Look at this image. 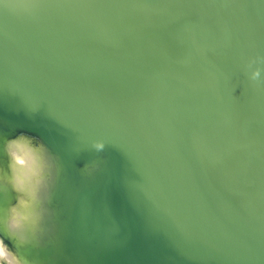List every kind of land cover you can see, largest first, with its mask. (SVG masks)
<instances>
[{"label":"water","instance_id":"95a60500","mask_svg":"<svg viewBox=\"0 0 264 264\" xmlns=\"http://www.w3.org/2000/svg\"><path fill=\"white\" fill-rule=\"evenodd\" d=\"M164 1L184 5L190 2L222 17L229 42L214 54L203 56L200 66L229 65L235 74L243 75L241 78H246L248 69L259 70L260 77L263 75L264 62L260 63L258 55H250L245 13L237 16L230 10L222 12L216 0ZM0 10L2 25L9 22L21 29L27 24V34L36 37L37 43L27 39L31 51L28 58L32 61L37 60L36 55L49 58L54 51L41 38L44 36L57 43L74 44L96 68L94 90H88L91 82L77 88L73 84H80L83 70L91 69L82 62H69L66 69L56 73L54 96L47 84L34 82L19 70L9 71L0 52V121L7 127L39 136L57 155L69 181L74 186H84L85 202L97 214L112 218L114 211H124L116 216L124 231L123 240L117 245L108 240L104 245L108 224L87 228L82 210H71L70 250L57 242L42 250L45 257L56 264H264V234L252 226L250 216L232 217L226 214L221 202L212 205L209 198L218 195L216 188L191 172V159L172 165L173 149L178 145L186 148L188 142H203L207 146L206 150L192 154L197 161L202 162L209 152L220 153L219 141L226 137L223 126L209 122L205 131L200 127L186 128L184 137L179 138L166 131L162 138L166 146L156 144L146 149L120 127L104 125L93 115L95 109L106 116L126 117L142 104L139 92L156 71L142 57L161 38L148 26V18L144 17L138 26L123 7L104 0H0ZM203 27L207 24L203 23ZM153 36L155 40L151 41ZM191 47L193 51L198 49L195 43ZM57 49L61 53L64 48ZM250 58L255 62L248 66ZM63 60L67 62L68 58ZM190 78L176 76L174 82L179 84ZM249 82L253 86L261 84L257 80ZM155 89L162 92L159 83ZM54 102L63 115L61 121L54 114ZM85 108L88 113L82 116ZM262 109L259 99L249 96L231 106L220 120L249 118ZM76 116L81 117V131L77 136H68V122ZM151 139L158 141L156 136ZM98 142L105 144L103 151L93 147ZM98 155L127 158L106 173L94 168L89 174L84 168H76L83 159ZM151 181L158 189L144 193V184ZM256 212L262 214L263 210L257 208Z\"/></svg>","mask_w":264,"mask_h":264},{"label":"bare ground","instance_id":"6f19581e","mask_svg":"<svg viewBox=\"0 0 264 264\" xmlns=\"http://www.w3.org/2000/svg\"><path fill=\"white\" fill-rule=\"evenodd\" d=\"M113 6L123 7L135 18L139 26L146 17L149 27L155 29L161 38L153 42L150 51L145 52L143 59L149 68L156 69L150 83L139 92L142 104L136 112L129 116H106L100 114L94 108V117L104 125L112 128L120 127L126 135H132L139 140L146 149L152 145L166 146L163 135L169 131L175 138L184 137L186 128H198L205 131L206 124L216 123L224 127L226 137L219 141L218 152H209L202 162L197 161L192 154L206 150V145L188 142L187 147L177 146L173 149L172 165H181L186 159H191L192 173L199 175L204 183H212L216 188L217 196L210 197V203L214 205L221 202L226 214L235 217L249 215L252 226L264 234V73L257 80L261 84L253 86L254 70L248 69L245 77L235 74L234 70L227 66L210 64L200 66V60L205 55L214 54L220 46L228 43L225 35L226 27L222 25V17L216 11H205L201 7H195L190 2L169 3L164 0H104ZM222 7V12L231 11L237 16L240 12L247 15L246 31L250 39V55L259 56V61L264 62L262 51L264 50V0H216ZM0 10V52L9 71L19 70L34 82L47 84L54 96L57 93L56 73L64 70L69 62H82L87 69L83 70V78L77 88L84 82H91L88 90H94L96 84V68L94 62L84 54L83 50L73 46L74 44H61L41 36L54 51L49 58L36 55V61L28 56L31 51L27 47V39L31 43H37L36 37L27 34V24L19 29L15 24L2 25ZM203 23L207 27H203ZM41 27L40 25H38ZM42 29V28H41ZM21 31V32H19ZM140 37L144 34L137 32ZM111 38L116 37L109 32ZM198 45L193 51L191 44ZM62 49L61 53L57 48ZM63 58H68L65 62ZM253 58L247 62L250 66ZM243 57L240 60L243 67ZM191 78L181 83H175L176 76ZM135 81V80H134ZM133 81L129 82V85ZM159 83L162 92L155 89ZM249 96L258 98L262 104V111H257L252 117H237L227 121L220 120L226 116L227 110L237 103L244 102ZM87 109L81 111L86 115ZM54 114L58 120L63 119L57 102H54ZM66 129L68 136H77L81 131V117L72 118ZM0 161L3 159L4 138H14L20 133H25L41 142L44 141L36 134L22 131L19 128L7 127L0 121ZM158 138L157 143L151 139ZM45 144V143H44ZM46 145V144H45ZM47 147V146H46ZM48 148V147H47ZM49 149V148H48ZM55 159L56 182L53 188V200L50 206V217L47 230L41 242L32 249L35 264H56L43 254L44 249L61 242L67 251L70 250L69 228L73 223L71 210H82L83 220L89 228L108 224L104 245L108 240H113L115 245L121 243L124 237L123 228L116 216L123 214V209L114 211L112 218L96 211L86 201L84 186H74L64 170L63 164ZM121 153V152H119ZM124 158V159H123ZM126 155L120 158L108 159L103 155L85 158L79 162L76 168H84L89 174L94 168L104 171L115 164L124 162ZM97 163V165H94ZM155 168V167H154ZM111 178V175H106ZM158 187L154 182L144 184V193H154ZM78 190V193H75ZM159 193H162L158 190ZM7 196L5 189L0 187V214H2ZM137 202V201H135ZM139 204H141L138 201ZM257 208L263 210L262 214L256 212ZM2 227V225H0ZM98 239L97 236H94Z\"/></svg>","mask_w":264,"mask_h":264},{"label":"clouds","instance_id":"9594fccd","mask_svg":"<svg viewBox=\"0 0 264 264\" xmlns=\"http://www.w3.org/2000/svg\"><path fill=\"white\" fill-rule=\"evenodd\" d=\"M260 71L252 80L260 78ZM93 147L103 151L105 144ZM0 187L7 200L0 214V264H35L32 249L46 234L56 182L55 159L38 138H4Z\"/></svg>","mask_w":264,"mask_h":264}]
</instances>
